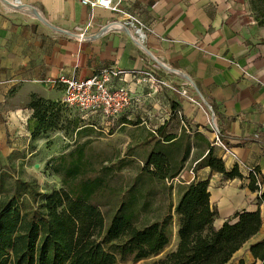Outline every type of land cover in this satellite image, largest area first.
<instances>
[{
    "label": "crops",
    "instance_id": "0c3cea01",
    "mask_svg": "<svg viewBox=\"0 0 264 264\" xmlns=\"http://www.w3.org/2000/svg\"><path fill=\"white\" fill-rule=\"evenodd\" d=\"M22 1L29 12L0 0L1 106L12 104L7 111L14 115L26 110L32 96L62 103L63 87L52 84L58 77L86 80L103 70L120 72L110 86L129 88L135 103L112 128H135L123 122L150 120L157 110L168 120L175 102L183 117L212 142L208 119L213 114L228 148L225 152L214 146L216 154L227 170L236 166L245 179L225 180L209 168L193 171L195 162L189 160L177 180L208 181L217 229L236 212L258 209L257 193L250 192L246 178L258 168L264 183V26L253 20L249 0H122L147 26L143 45L122 33L102 32L111 15L101 8L91 10L75 0ZM149 70L179 89L187 88L206 105L195 108L168 89L154 93L147 84L136 83L134 77ZM81 118L93 122V117ZM12 146L6 155L16 150ZM259 210V233L230 264L240 257L246 264H258L248 247L264 238V203Z\"/></svg>",
    "mask_w": 264,
    "mask_h": 264
},
{
    "label": "trees",
    "instance_id": "16d2710c",
    "mask_svg": "<svg viewBox=\"0 0 264 264\" xmlns=\"http://www.w3.org/2000/svg\"><path fill=\"white\" fill-rule=\"evenodd\" d=\"M251 7L264 26V0H251ZM26 109L31 140L56 134L75 140L45 163L59 179L57 190L41 193L35 180L0 168V264H230L259 233L264 183L258 168L246 178L258 209L236 212L218 229L208 181L174 182L189 160L193 171L245 179L236 166L226 169L198 126L177 135L167 131L168 120L154 129L124 121L137 129L131 142L124 152H108L78 142L95 124L79 126L82 118L62 103L32 96ZM175 114L187 121L173 102L169 118ZM248 252L264 264V238ZM236 264L246 263L240 257Z\"/></svg>",
    "mask_w": 264,
    "mask_h": 264
},
{
    "label": "built area",
    "instance_id": "2783aa9c",
    "mask_svg": "<svg viewBox=\"0 0 264 264\" xmlns=\"http://www.w3.org/2000/svg\"><path fill=\"white\" fill-rule=\"evenodd\" d=\"M10 8L18 11L29 12L22 0H2ZM89 9L101 8L110 13V20L105 24L102 32L122 33L137 45H143L147 41V26L139 15L130 12L122 0H75ZM82 37V35H80ZM120 72L103 70L86 80H75L60 76L52 81V84L63 87L62 104L73 111L82 113L86 117H93V122L100 119L115 120L128 110H132L134 98L132 91L126 87L113 89L110 86L112 77ZM141 78L134 77L136 83H145L147 88L154 93L162 89H168L172 93L184 98L195 108L206 105L205 101L197 95H193L187 88L176 86L175 82L162 79L157 71L149 70L140 72ZM209 125L213 133V145L227 152V146L220 138V132L214 123L213 114L209 116ZM174 182H179L177 179Z\"/></svg>",
    "mask_w": 264,
    "mask_h": 264
},
{
    "label": "rangeland",
    "instance_id": "374dc122",
    "mask_svg": "<svg viewBox=\"0 0 264 264\" xmlns=\"http://www.w3.org/2000/svg\"><path fill=\"white\" fill-rule=\"evenodd\" d=\"M249 8L253 20L256 24H258L259 19L256 17L257 15H255L256 13L251 7V0H249ZM162 100L160 103H162ZM27 104L28 101L26 105ZM11 105L12 104H4L1 106L0 104V168H7L10 170L11 174L20 176L22 179L35 180L41 193H48L52 190L59 189V179L47 173L44 166L46 161L51 156L59 154L61 149L67 145V141L73 143V140H75L74 136H69L67 138L68 140H64V134H56L52 135L48 140L33 141L31 138H29L30 133L28 131L27 124L30 117V112L26 109L27 111L25 110L19 114L13 115L7 111L11 110L9 109L11 108ZM145 106L144 109L146 108V111L150 110V104ZM157 111L158 115L155 117L151 118L150 120H148L147 117H143V121L140 120V122H145L147 126H149L150 123L154 126H159L162 120H165V115L160 112L161 110ZM72 112L74 115L73 118L79 119V121L80 117H85V115L82 113L75 112L73 110ZM167 119V131L169 133L179 135L183 129L186 131V133H192L195 131V126L189 123L188 120H182L178 114H175L172 118H169L168 116ZM90 123L94 122L91 121ZM84 124L85 122H80L79 126H84ZM94 124L95 125L93 127L87 126V128L83 130V134H87V137H81V139H79L80 141L78 142L82 143L89 140L93 147L106 150L108 152H124L126 146L132 140V135L137 130L132 127H127L124 130L117 131L114 129L112 131L111 128L115 124V120L109 119H100L98 120V123ZM12 138H14V141L11 140ZM12 145H15L16 150L12 152L9 151L10 153L6 155L8 149L14 147ZM175 199L176 196L175 193H173L172 200L175 201ZM248 244L244 245L240 252H242Z\"/></svg>",
    "mask_w": 264,
    "mask_h": 264
}]
</instances>
